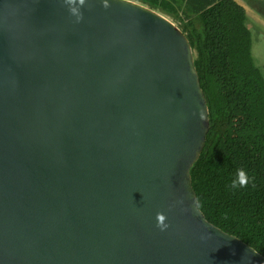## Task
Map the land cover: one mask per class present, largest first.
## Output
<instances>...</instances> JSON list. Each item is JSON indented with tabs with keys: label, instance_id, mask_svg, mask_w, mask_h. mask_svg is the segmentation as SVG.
Instances as JSON below:
<instances>
[{
	"label": "water",
	"instance_id": "1",
	"mask_svg": "<svg viewBox=\"0 0 264 264\" xmlns=\"http://www.w3.org/2000/svg\"><path fill=\"white\" fill-rule=\"evenodd\" d=\"M109 4L77 23L62 0H0V264H264L198 208L208 112L186 36Z\"/></svg>",
	"mask_w": 264,
	"mask_h": 264
},
{
	"label": "trees",
	"instance_id": "2",
	"mask_svg": "<svg viewBox=\"0 0 264 264\" xmlns=\"http://www.w3.org/2000/svg\"><path fill=\"white\" fill-rule=\"evenodd\" d=\"M132 1L170 16L193 52L208 112L203 148L189 170L199 210L264 258V78L244 7L235 0ZM241 168L254 182L233 190Z\"/></svg>",
	"mask_w": 264,
	"mask_h": 264
},
{
	"label": "rangeland",
	"instance_id": "3",
	"mask_svg": "<svg viewBox=\"0 0 264 264\" xmlns=\"http://www.w3.org/2000/svg\"><path fill=\"white\" fill-rule=\"evenodd\" d=\"M247 13V28L251 36V55L255 66L264 78V1L236 0Z\"/></svg>",
	"mask_w": 264,
	"mask_h": 264
},
{
	"label": "clouds",
	"instance_id": "4",
	"mask_svg": "<svg viewBox=\"0 0 264 264\" xmlns=\"http://www.w3.org/2000/svg\"><path fill=\"white\" fill-rule=\"evenodd\" d=\"M86 0H62V3L67 6V10L71 16L75 17L76 22H80L83 19V14L80 11L81 7L85 5ZM102 7L107 9L110 7L109 0H101ZM197 115L200 120H204L206 117L203 111H199L194 113ZM254 182V176L250 177L247 171L243 168L237 169L235 178L231 180L230 188L235 190L237 188H246L250 183ZM178 204H183V199L176 201ZM195 210L196 205L194 204ZM187 211V209H182ZM166 215L162 212H157L156 214V227L160 229V231H165L169 224L166 223ZM206 236H202L201 239H206Z\"/></svg>",
	"mask_w": 264,
	"mask_h": 264
},
{
	"label": "crops",
	"instance_id": "5",
	"mask_svg": "<svg viewBox=\"0 0 264 264\" xmlns=\"http://www.w3.org/2000/svg\"><path fill=\"white\" fill-rule=\"evenodd\" d=\"M168 2H173V1H169V0H167ZM236 1V0H235ZM175 2H178V1H175ZM237 2V1H236ZM238 3V2H237ZM238 4H240V3H238ZM240 5H242V4H240ZM243 6V5H242ZM244 7V6H243ZM245 9V8H244ZM247 14V13H246ZM164 15V14H163ZM164 16H166L167 18H169L171 21H172V19H171V17L170 16H168V15H164ZM173 22V21H172Z\"/></svg>",
	"mask_w": 264,
	"mask_h": 264
}]
</instances>
